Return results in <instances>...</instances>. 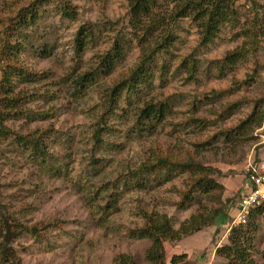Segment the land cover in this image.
<instances>
[{
	"label": "rangeland",
	"instance_id": "1",
	"mask_svg": "<svg viewBox=\"0 0 264 264\" xmlns=\"http://www.w3.org/2000/svg\"><path fill=\"white\" fill-rule=\"evenodd\" d=\"M32 1L0 0V26ZM254 1L259 7L246 0L234 3L233 17L205 45L189 18L168 23L172 45L155 53L146 79L135 89L121 90L112 104L113 86L142 57L127 1L46 0L36 5V22L13 35L20 45L13 60L18 69L1 66L19 100L14 116L4 122L12 135L0 140V213L37 230L14 240L9 264H114L118 255L150 264L144 258L150 240L141 230L147 218L164 216L178 230L191 216H207L219 203L230 227L245 192V164L261 152L257 135L264 136V35L257 33L249 50L244 37L256 19L264 18V0ZM63 2L73 11L71 18L62 16ZM81 28L88 29L81 35L87 38L77 50L74 39ZM114 44L120 56L110 69L98 70L105 53L114 56ZM236 50L242 51L240 59L226 64L224 57ZM257 101L260 125L236 130ZM146 105L165 106L164 115L139 118ZM15 135L37 139L44 156ZM158 157L206 168L221 186L214 193L218 203L192 186L190 171L139 173ZM257 226L251 254L256 264H264V214ZM227 235L223 228L203 226L162 246L166 258L177 246L191 259L197 249L203 260L213 247L227 244ZM214 261L225 263L216 255L210 264Z\"/></svg>",
	"mask_w": 264,
	"mask_h": 264
},
{
	"label": "trees",
	"instance_id": "2",
	"mask_svg": "<svg viewBox=\"0 0 264 264\" xmlns=\"http://www.w3.org/2000/svg\"><path fill=\"white\" fill-rule=\"evenodd\" d=\"M128 5L129 25L132 28L133 35L137 39L138 45L143 47L142 57L138 65L131 71L129 76L113 86L110 91L108 102L113 103V97L117 96L123 89H135L146 78L144 77L147 65L155 53L166 50L174 42L171 25L178 19L189 18L196 26L199 34V43L205 45L212 41L216 36L219 26L228 22L234 15L233 5L239 0H126ZM162 1V2H161ZM251 6L259 7L254 0H246ZM46 0H33L25 8L18 10L11 18H8L0 26V140L6 139L12 133L4 126V122L11 116H14L17 107L16 101L19 100L17 94H13L8 80L9 73L4 69L16 71L18 68L13 60L19 55L20 45L13 35L20 32L21 29L28 28L37 20V6ZM163 5L164 11L161 10ZM169 8V9H168ZM62 16L71 18L73 11L67 2H63ZM162 12V13H161ZM264 19V18H263ZM263 19H256L251 27L244 31V37L248 40L247 50L255 45L257 33L264 35ZM170 23L171 25H168ZM259 24V25H258ZM162 26V27H161ZM84 31L79 29L74 42L77 50H82L85 46L87 36L81 38ZM156 33V34H155ZM152 39L147 44V40ZM15 39V40H13ZM144 45V46H143ZM145 49V50H144ZM76 50V51H77ZM114 56L105 53L98 63L97 69L111 68V61L120 56V49L117 44L113 47ZM242 56L241 50L233 51L227 54L223 61L232 65ZM3 65L4 69L1 68ZM87 74L78 77L81 82ZM236 105V104H235ZM259 107V108H258ZM165 106L155 108L153 105H146L140 110L142 119L158 120L164 115ZM262 108L259 101L255 102L251 114L242 121L236 130L246 132L252 131L260 125ZM255 116H257L255 118ZM16 139L26 143L33 152L44 156L42 144L37 139H28L24 136L15 135ZM142 167V166H141ZM140 167V168H141ZM167 171H190L193 178V184L198 192L211 197V200L217 201L214 193L221 190L218 185L209 176L206 168L189 160L187 162L174 161L166 157L155 158L154 163L146 165L139 170V173H152L156 170ZM138 173V174H139ZM136 174V175H138ZM135 176V174H134ZM222 204L212 208V212L207 216L193 215L187 221L183 222L178 230H173L169 220L164 217L147 218L145 224L141 227L142 233L150 240V246L145 251L144 258L150 264H164L165 254L162 244L165 241L178 240L180 236L197 232L203 226L213 225L216 228L227 230V244L218 247L215 255L224 260V264H256L251 251L253 234L257 231V219L264 214V207L251 210L246 222L242 226L229 227L228 215L222 210ZM23 232L36 233V228H22L10 216L0 213V264H9L8 257L11 256V244ZM183 259V256H172L169 264H176ZM261 259L264 260V248L261 251ZM114 264H134L133 259L128 255H118Z\"/></svg>",
	"mask_w": 264,
	"mask_h": 264
},
{
	"label": "built area",
	"instance_id": "3",
	"mask_svg": "<svg viewBox=\"0 0 264 264\" xmlns=\"http://www.w3.org/2000/svg\"><path fill=\"white\" fill-rule=\"evenodd\" d=\"M261 152L250 156L245 164V192L231 217L230 227L242 226L251 210L264 207V136L257 135Z\"/></svg>",
	"mask_w": 264,
	"mask_h": 264
},
{
	"label": "crops",
	"instance_id": "4",
	"mask_svg": "<svg viewBox=\"0 0 264 264\" xmlns=\"http://www.w3.org/2000/svg\"><path fill=\"white\" fill-rule=\"evenodd\" d=\"M176 247L177 246H174V248L171 249L168 258H166V256H165L164 264H169V260L172 256H183V259H181V261L176 263V264H210V262L213 261V259H214L215 250L220 246H215L212 248V250L210 252V258H207L206 256L205 257L202 256L201 259H203V260H199L198 257L196 256L197 249L196 250L193 249L192 252H190L191 255L193 256L191 259L188 252L184 251V249H181V247H178L177 249H176ZM207 256L209 257V255H207ZM206 258H207V260H206ZM214 264H217V263L214 261Z\"/></svg>",
	"mask_w": 264,
	"mask_h": 264
}]
</instances>
